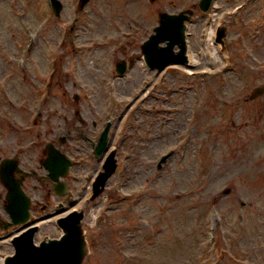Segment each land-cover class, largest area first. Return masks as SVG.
I'll list each match as a JSON object with an SVG mask.
<instances>
[{
	"label": "rangeland",
	"instance_id": "1",
	"mask_svg": "<svg viewBox=\"0 0 264 264\" xmlns=\"http://www.w3.org/2000/svg\"><path fill=\"white\" fill-rule=\"evenodd\" d=\"M92 1L83 26L70 36L60 58L59 38L71 26L75 0H63V20L55 18L45 31L40 24L52 17L47 0H0V76L9 74L6 66L15 73L11 80L1 76L0 84H6V90L11 87L17 100L30 98L33 92H22L24 76L36 69L42 76L38 80L47 81L55 58V75L63 88L47 112L45 108L53 119L48 132H55L59 122L55 118L62 114V100L67 98L71 114L79 110L87 122L97 121L89 137L97 138L108 119L114 123L110 149H118V170L94 201L76 198L70 204L83 206L86 212L91 253L85 264H213L217 251L210 229L220 233L221 264H264V95L251 98L264 84V0H235L247 2L235 21L224 13L234 4L219 0L221 21L229 25L227 55L233 62L221 79L194 77L190 69L174 66L165 72L164 88L158 87L161 76L145 66L140 50L158 24L154 7L148 11L141 0ZM193 2L182 0L176 11ZM203 20L202 15L195 16L189 36L199 63L196 71L211 61L221 63L219 54L205 56V49L214 50L199 40ZM92 31L100 41L91 40ZM32 43L34 52L25 56ZM17 44L22 45L21 52L15 50ZM133 54L135 65L116 78V63ZM9 60L19 69L25 64V72L16 73L17 67L7 65ZM143 77L148 83L141 86ZM9 107L4 111L10 114ZM161 118L168 123L166 131L158 124ZM191 120L198 128L195 137L158 170L160 156L185 136ZM77 143L70 140L67 150ZM78 156L85 160L72 170V186L84 196L88 179L101 163L88 147L81 148ZM228 188L231 191L225 194ZM58 235L50 223L40 232V238ZM2 240L0 259L11 251L7 234Z\"/></svg>",
	"mask_w": 264,
	"mask_h": 264
},
{
	"label": "water",
	"instance_id": "2",
	"mask_svg": "<svg viewBox=\"0 0 264 264\" xmlns=\"http://www.w3.org/2000/svg\"><path fill=\"white\" fill-rule=\"evenodd\" d=\"M157 34L154 35L144 46L146 59L151 66H163L171 58V48L175 42H181L183 39V27L173 21L165 20L161 27L157 28ZM224 32L220 40L223 41ZM170 39L169 47L159 50L157 45L160 41ZM163 55V56H162ZM165 60L159 61L162 57ZM115 153L108 158L106 168L108 174H103L96 183V194L104 185L107 178L116 168ZM51 169V164L49 166ZM67 227L65 236L60 241H51L43 243L41 247H33L32 236L24 234L17 239L18 255L15 258H9L7 264H82L85 255L88 252L87 243L78 226Z\"/></svg>",
	"mask_w": 264,
	"mask_h": 264
},
{
	"label": "flooded vegetation",
	"instance_id": "3",
	"mask_svg": "<svg viewBox=\"0 0 264 264\" xmlns=\"http://www.w3.org/2000/svg\"><path fill=\"white\" fill-rule=\"evenodd\" d=\"M142 1V0H141ZM160 0H156L159 2ZM11 128H3L0 132V162L6 158H16L17 165H13L14 172L13 176L18 179H22L21 185L25 192H33L37 189V151L35 143L34 147L22 145V139L19 134L21 133L20 125L18 128L10 125ZM32 134L31 130H28ZM10 173L12 171L10 170ZM16 183V182H14ZM1 184V182H0ZM3 192L6 193V189L1 185ZM33 190V191H32Z\"/></svg>",
	"mask_w": 264,
	"mask_h": 264
}]
</instances>
